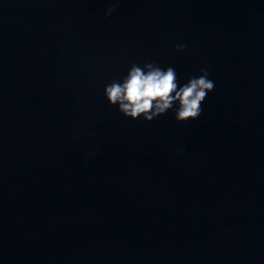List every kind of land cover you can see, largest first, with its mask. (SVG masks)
<instances>
[{"label":"clouds","instance_id":"clouds-1","mask_svg":"<svg viewBox=\"0 0 264 264\" xmlns=\"http://www.w3.org/2000/svg\"><path fill=\"white\" fill-rule=\"evenodd\" d=\"M115 11V7H109L105 17ZM184 47L177 44L176 51H183ZM208 77V71L202 69L198 77H189L186 83L180 84L176 70L171 66L162 68L154 62L132 63L126 75L104 85L103 93L111 106L132 120L142 117L151 122L175 108V119L187 122L199 118L203 101L214 90V82Z\"/></svg>","mask_w":264,"mask_h":264}]
</instances>
